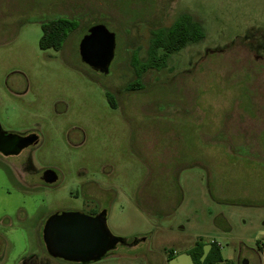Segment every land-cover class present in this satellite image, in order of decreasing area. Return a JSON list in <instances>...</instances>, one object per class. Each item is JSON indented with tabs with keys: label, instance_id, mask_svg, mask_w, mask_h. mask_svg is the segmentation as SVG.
I'll use <instances>...</instances> for the list:
<instances>
[{
	"label": "rangeland",
	"instance_id": "rangeland-1",
	"mask_svg": "<svg viewBox=\"0 0 264 264\" xmlns=\"http://www.w3.org/2000/svg\"><path fill=\"white\" fill-rule=\"evenodd\" d=\"M183 13L205 38L124 91L152 32ZM61 17L76 27L60 50L42 49L43 23ZM99 23L116 33L109 74L80 55ZM0 122L40 138L0 156V264H195L198 241L206 252L220 243L235 264H264V0H0ZM28 158L32 192L10 174ZM44 168L56 184L40 182ZM102 210L129 244L88 263L49 254L52 214Z\"/></svg>",
	"mask_w": 264,
	"mask_h": 264
},
{
	"label": "water",
	"instance_id": "water-1",
	"mask_svg": "<svg viewBox=\"0 0 264 264\" xmlns=\"http://www.w3.org/2000/svg\"><path fill=\"white\" fill-rule=\"evenodd\" d=\"M116 33L103 23L92 25L81 38L79 49L85 64L102 73L110 71L116 56ZM37 141V134L24 136L5 130L0 122V151L5 154L20 153L23 148ZM46 181L54 183L58 173L46 172ZM108 212L96 215L82 211H62L52 214L46 221L43 236L49 254L56 258L78 263L100 260L119 243L128 240L115 236L108 225ZM134 243H138V239ZM242 264H249L244 259Z\"/></svg>",
	"mask_w": 264,
	"mask_h": 264
},
{
	"label": "trees",
	"instance_id": "trees-1",
	"mask_svg": "<svg viewBox=\"0 0 264 264\" xmlns=\"http://www.w3.org/2000/svg\"><path fill=\"white\" fill-rule=\"evenodd\" d=\"M76 25L77 22L74 20L62 17L50 23H43L44 33L40 40V47L44 50L50 48L60 50L68 33ZM204 38L205 30L202 21L190 13H183L171 25L153 31L147 49V59L134 62L136 77L133 83L129 84L131 90L140 91L143 89V75L150 69H160L164 65L159 60H164L172 52L179 51L191 43L200 42ZM160 51L163 53L161 54ZM123 238L130 243L128 238ZM188 254L191 255L195 264H235L231 260L225 259L222 247L218 242H212L209 251L206 252L205 243L198 241L194 247L188 250Z\"/></svg>",
	"mask_w": 264,
	"mask_h": 264
},
{
	"label": "flooded vegetation",
	"instance_id": "flooded-vegetation-1",
	"mask_svg": "<svg viewBox=\"0 0 264 264\" xmlns=\"http://www.w3.org/2000/svg\"><path fill=\"white\" fill-rule=\"evenodd\" d=\"M109 73H110V71L108 73H104V74H109ZM131 83H133V82L132 81L129 82L127 84V86L125 88H123V90L124 91H128V92H131L132 91L131 90L132 88L129 87V84H131ZM111 95H112L111 92L110 91H107V96L109 98V101H110V103L113 104L114 101H115V99H114V96L112 97ZM115 104H116V102H115ZM31 134H36V133H34L33 131L26 132V133H22V135H24V136H28V135H31ZM39 144H40V138L37 135V141L36 142H33L32 144H30L27 147L23 148V150L20 153H17V154H5L4 152H1L0 151V156L6 157V158L11 157V156H19L26 149L35 148ZM49 169H53V168H44L42 170L40 176H39L40 182L43 185H46V186L54 185V184H56L59 181V176H58V180L56 182H54V183H48L46 181V176H47L46 175V172ZM10 172H11L10 174L13 175L16 178V181L17 182H19L21 184H24V185H26L28 187V189H27L28 192H32L33 191V188H36V182H37V179H36V175H37V173H36V167H35L34 163L32 162V160L30 158H28L27 161L21 162L18 165L15 164L14 166H11L10 167ZM9 193H12V192L9 190Z\"/></svg>",
	"mask_w": 264,
	"mask_h": 264
},
{
	"label": "crops",
	"instance_id": "crops-1",
	"mask_svg": "<svg viewBox=\"0 0 264 264\" xmlns=\"http://www.w3.org/2000/svg\"><path fill=\"white\" fill-rule=\"evenodd\" d=\"M139 240H146V237H143L142 239H139ZM134 244H136V243H134ZM221 247H222V245H221ZM259 252H260V254H259L260 259L264 260V243L261 244Z\"/></svg>",
	"mask_w": 264,
	"mask_h": 264
}]
</instances>
